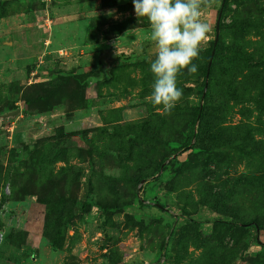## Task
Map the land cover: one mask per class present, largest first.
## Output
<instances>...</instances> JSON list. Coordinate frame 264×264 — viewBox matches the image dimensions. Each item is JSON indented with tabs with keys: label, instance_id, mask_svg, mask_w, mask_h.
<instances>
[{
	"label": "rangeland",
	"instance_id": "1",
	"mask_svg": "<svg viewBox=\"0 0 264 264\" xmlns=\"http://www.w3.org/2000/svg\"><path fill=\"white\" fill-rule=\"evenodd\" d=\"M201 20L166 114L132 0H0V264H264V0Z\"/></svg>",
	"mask_w": 264,
	"mask_h": 264
},
{
	"label": "clouds",
	"instance_id": "2",
	"mask_svg": "<svg viewBox=\"0 0 264 264\" xmlns=\"http://www.w3.org/2000/svg\"><path fill=\"white\" fill-rule=\"evenodd\" d=\"M135 15L147 18L151 32L150 40L156 48L155 59L150 64L154 76L150 101L170 114L181 100L183 92L177 86V76L187 69L195 74L202 44L212 31L201 20L203 8L215 0H132Z\"/></svg>",
	"mask_w": 264,
	"mask_h": 264
},
{
	"label": "water",
	"instance_id": "3",
	"mask_svg": "<svg viewBox=\"0 0 264 264\" xmlns=\"http://www.w3.org/2000/svg\"><path fill=\"white\" fill-rule=\"evenodd\" d=\"M222 13H223V9L221 8L220 11H219L218 17H217V21H216L217 34H216V39H215V43H214L215 45L217 44V42L219 40V29H220V24H221ZM106 52L108 54V56H107V60H108L107 71H109L113 67L114 62L117 60L118 55H117L116 51L114 50L113 46H111V45H109L107 47ZM214 52L215 51L213 49L212 57L214 55ZM212 57H211V60L209 61V65L212 62ZM19 112H20V109H17L15 111H10V112H8L6 114H3L2 117L3 118L11 117V116L16 115ZM127 264H140V263H127Z\"/></svg>",
	"mask_w": 264,
	"mask_h": 264
},
{
	"label": "trees",
	"instance_id": "4",
	"mask_svg": "<svg viewBox=\"0 0 264 264\" xmlns=\"http://www.w3.org/2000/svg\"><path fill=\"white\" fill-rule=\"evenodd\" d=\"M224 2H225V0H224ZM224 4H225V3H224ZM218 14H219V13H218ZM213 49H214L215 52H214V55H213V57H212V60H213V58L216 57L217 54H218V51H219V41L217 42L216 45L213 44ZM211 56H212V53H211ZM212 67H213V62H211V64L209 65V61H208L207 65H206L205 68H204V75H205V76H207L208 72H209V73L211 72ZM205 85H206V84L204 83V86H205ZM27 101H29V100H27ZM251 225H254L255 227H257V224H256L254 221H251V222L247 223V226H251ZM257 239H258V237H257Z\"/></svg>",
	"mask_w": 264,
	"mask_h": 264
}]
</instances>
